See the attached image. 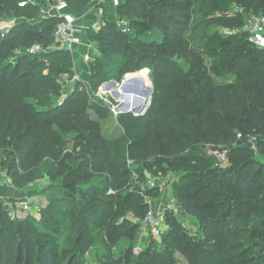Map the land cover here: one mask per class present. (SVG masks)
I'll return each mask as SVG.
<instances>
[{
    "label": "trees",
    "instance_id": "obj_1",
    "mask_svg": "<svg viewBox=\"0 0 264 264\" xmlns=\"http://www.w3.org/2000/svg\"><path fill=\"white\" fill-rule=\"evenodd\" d=\"M64 1L68 11L82 20L92 0ZM187 1L118 0L110 17L82 35L99 52L89 67L86 85L75 81L58 101L63 94L60 77L73 74L72 54L55 47L54 30L60 19L40 15V8L50 3L47 0H0V18H18L14 26L0 31V154L7 158L8 174L16 178L19 171L29 173L51 157L46 127L65 124L68 131L72 124L78 126L77 138L82 137L83 145L75 143L65 156L59 152L53 163L67 170L63 178L67 186H84L78 189L81 199L90 197L76 210L79 224L89 225L101 213L98 207L89 210L94 200H101L97 192L110 198L112 211L102 223L108 250L101 258L103 264H178L174 252L188 264H264V160L251 157L243 140L246 126L236 119L264 106V48H255L247 33L216 29L196 37L183 35L189 26ZM197 1L206 2L210 12H226L242 0ZM261 1L252 0V4ZM117 18L128 20L130 33L121 32ZM35 44L43 51L29 53L27 49ZM146 68L153 85L151 105L142 115L120 116L123 130L131 133L116 147L98 132L86 110L107 116L108 107L95 96L99 86ZM226 75L236 79L231 91L214 82ZM23 114L28 122L19 135L14 124ZM235 130L242 136L236 143L239 132ZM258 137L260 142L262 135ZM206 144L229 147V164L218 166L208 154L196 150ZM127 159L144 162L149 171L166 172L165 164L175 172L176 197L195 220L199 235L190 236L179 216L166 211L162 253L146 249L138 261L135 256L126 260L127 249H119L116 257L109 252L128 230L139 227L126 212L142 218L147 208L139 189L129 190L132 171ZM109 189L114 193H107ZM62 205H57V211ZM48 217L49 211L43 210L38 218L29 213L17 220L0 205V264H58L62 245L68 242L44 226L57 220ZM78 230L75 241L80 254H85V231L80 226ZM70 252L67 264L80 256Z\"/></svg>",
    "mask_w": 264,
    "mask_h": 264
},
{
    "label": "rangeland",
    "instance_id": "obj_2",
    "mask_svg": "<svg viewBox=\"0 0 264 264\" xmlns=\"http://www.w3.org/2000/svg\"><path fill=\"white\" fill-rule=\"evenodd\" d=\"M47 1L50 2L47 5L53 4L52 0ZM103 5H105L104 10ZM89 6L91 7V11L88 9L89 13L94 11V16H97V19L94 20L98 23L94 24L96 27V25L98 26L101 24L104 18L110 17L109 14H111L113 5L108 0H92ZM186 7V19L189 26L183 35L190 34L192 37H196L204 32H210L216 29L224 33L235 35L246 33L252 17L259 15L264 16V0L258 4H252V0H242L239 3H234L226 12H210L206 2L197 0H188ZM99 8H102V13H99ZM47 10V6L41 7L40 15L45 16V11ZM117 19V25L128 27V20L126 18H121L120 20L119 18ZM17 21V17L0 18V31L11 28L17 23ZM94 21L92 23H94ZM90 22L91 21H86L84 25H89ZM127 32L130 33V30L128 29ZM255 48H257V46H255ZM80 49L81 47L79 46L76 49L77 53L72 55V76L69 77L67 75H63L59 79L63 85V94L56 99L58 101L66 97V95L71 91L75 81L77 82L79 80L86 85L89 67L96 63V59L99 54L97 48L88 49L85 47L82 48V51H80ZM85 55L88 56V59H85ZM262 55L263 54L261 52L257 56ZM174 58L180 62L182 68H187L183 60L177 58V56H174ZM10 61H12V58ZM148 72L149 70L147 68L142 69L139 73H135L134 76H131L132 78L129 79V82L124 84L121 83V78L119 81L113 80L115 81V84L108 86L107 88L102 84L108 81L99 86L97 93L99 95L101 93L105 94L104 97H106L114 106V110L111 109V107L108 108L107 116L99 117L92 111L86 110V112L89 113L88 115L90 118L96 123L98 132L116 147H121L124 143V137L127 138V135H130L131 133H125L123 130L119 121L120 116L125 113H130L133 116L142 115L151 105L153 85ZM214 82L218 86H226L227 90L231 91L236 83V79L233 75H226L221 78H214ZM116 83H119V85H116ZM238 87L242 88L244 85L240 84ZM120 90H122L125 94L121 95ZM95 96L99 98L96 93ZM126 104L128 107H126ZM81 108L82 107L79 109ZM236 119H238V121L243 120L246 126V134L243 135V140L247 143L251 150V157L258 160H264V153L261 149V147L264 148V106L257 109L253 115H250L249 112H245L244 115ZM16 121L17 122L14 125H16L15 128L20 135V133L25 129V123L28 122L27 115H20ZM77 127L78 126L76 124H72L70 130L68 131L64 129L65 124H62L61 126L51 125L46 127L45 132L52 144L51 157L48 158V160L45 161L41 167L33 169L29 173H25L23 175L22 171H19L18 177L16 178H12L11 174H8L10 171L7 165V158L3 154H0V205H2L11 218L17 220L27 217L29 213L38 218L40 214L43 213V210L49 211V217L46 219H57L45 222L44 226L48 230L53 229L55 233L58 234L57 236L59 240L66 239L68 242V244L65 243L62 245V260L58 264H67L70 259V255H72L70 251L76 253V256L81 253L79 242L75 241V235L79 231V226L80 228L82 227L83 231H85V244H87V252L85 254H80L79 258L75 257L72 264H103L101 258L108 253V250L105 245V241L103 240L104 231L102 229V223L105 218L109 217L108 215L112 211L110 198L107 197L103 191L97 192L96 195L100 196L101 198L99 199L101 200H94L92 202V207L89 210L91 211L95 207H98L101 213L95 215L89 225H84V222L79 224V220H77L78 213L76 210H78V207H83L82 200L86 203L90 197L87 196L85 198L83 196L84 198L81 199L78 189L84 186L79 184L67 186V180L63 181V178L67 177V170H59V168L53 163L59 152L62 153V156H65L68 152H71L75 143L83 145L81 140L82 137L77 138L79 137L77 136L79 132H76ZM82 128L86 127L82 126L81 129ZM235 132H239V130H235ZM260 134L262 137L259 142L258 136ZM13 135L15 136V134ZM248 138H251L253 142L249 143ZM240 141L241 140L236 139L234 143ZM213 146L214 151L215 149H224L226 150V154L230 153V150H228L229 147L226 145L213 144ZM79 147L80 146H78V148ZM196 150L200 153H204L206 155L208 154L213 160V163L218 165V162L213 154L209 149L207 150L206 145L198 146ZM149 161H153V159L148 160V163ZM65 163L67 164V161ZM78 163L79 162H77V164ZM102 163H104L103 160ZM143 163L144 162L129 163L131 171H134L137 175L135 177H130L129 190L139 189V193L141 191L147 193L150 204L160 207L163 211L171 212L174 216L175 214L178 215V219L182 225L181 227L186 229L190 236L193 237L195 235H199L195 220L184 212L180 206V201L176 197L175 187L173 184L176 183L178 177L175 172H172L170 169H166L165 164H162V166L165 168L166 172L154 171V169L149 171L145 166H143ZM69 165L71 166V164ZM103 170L105 171L107 169ZM74 187L76 189H74ZM7 188L10 191L6 192ZM68 193L70 196H68ZM8 194L13 196L9 197ZM69 200L72 201V204ZM62 202H64L62 210L57 211V205ZM142 202H144V198ZM21 204H29L30 210L28 211L30 212L22 210L20 207ZM70 207L73 209V211H71L72 214L68 213ZM132 213L133 212L130 211L126 212L128 218L135 216ZM44 217L45 215H43L42 218ZM65 225L66 227H64ZM166 230L167 226L166 229L163 230V234L159 239L151 238L150 235L146 234L140 227H137L135 230H128L127 233L121 236L118 242L111 247L109 252L116 257L119 249H127L128 257L126 260H128L131 256H135L138 261H140L139 259H141L142 253L146 249H149L151 253H162V250H164L163 237L166 234ZM71 248L72 250H70ZM172 257L178 264H188L187 260L178 252H174ZM126 263L127 261L123 262V264Z\"/></svg>",
    "mask_w": 264,
    "mask_h": 264
},
{
    "label": "built area",
    "instance_id": "obj_3",
    "mask_svg": "<svg viewBox=\"0 0 264 264\" xmlns=\"http://www.w3.org/2000/svg\"><path fill=\"white\" fill-rule=\"evenodd\" d=\"M108 1L111 2L113 6H116L118 0H108ZM23 4L24 3H19L20 6H22ZM47 8L48 10L45 11L46 15L48 16L53 15L58 17V19H60L59 23L56 25L54 30L55 47L64 48L70 51L72 55L77 53L76 49L79 46L81 48L86 47L88 49H96L95 45L91 41L82 40L81 37H82V32L85 31V25L83 21H80L79 17L73 15L68 11L67 4L64 0H55L53 4L47 5ZM98 10L99 13L103 12L102 8H99ZM120 26H121L120 27L121 32L126 33L128 31L127 26H123V25ZM96 27L98 26L96 25ZM246 33L248 34V41L250 43H252L257 47L264 48V16L259 15L252 17L248 26V31ZM27 51L32 54H37L43 51V47L40 46L39 44H35L30 48H28ZM85 59H88L87 55H85ZM134 75L135 72L125 74L121 79L122 80L121 83L124 84L128 82L129 79L132 78L131 76ZM102 85L104 87L107 86L106 83ZM116 85H119V83H116ZM97 92L96 94L99 97L98 99L101 100L102 103H104L108 108L111 107V109L114 110L113 104L110 103L106 97H104L105 94L101 93L99 95ZM241 137L242 136L240 133L236 134L237 139H240ZM248 142L252 143L253 140L251 138H248ZM206 147L207 150L209 149L210 152L215 157L216 161L218 162V166L223 167L228 164L226 150L215 149L214 151L213 144H206ZM129 163H133V161L127 159V164L129 165ZM131 175H132L131 177L137 176L134 171H132ZM108 193H114V191L112 189H109ZM140 193L144 198V203L147 207L145 215L142 218L131 216L129 217V219L130 221H133V223L139 225V227L142 228L146 234L150 235L151 238L159 239L163 234V230L166 229V223H165L166 211H163L160 207H156L150 204V200L148 199L149 196L147 193L142 191ZM20 207L22 208V210L30 212L28 211L30 210L29 204H21Z\"/></svg>",
    "mask_w": 264,
    "mask_h": 264
},
{
    "label": "crops",
    "instance_id": "obj_4",
    "mask_svg": "<svg viewBox=\"0 0 264 264\" xmlns=\"http://www.w3.org/2000/svg\"><path fill=\"white\" fill-rule=\"evenodd\" d=\"M90 8H91V7L88 8L89 11H91ZM89 11H88V10L86 11V13H85V15H84V17H83V19H82L84 23H85L86 21H88V22L91 21L89 25H86V26H85V30H86V29H89V28H92V29L95 30V29H97V28L99 27V25H98V27H94V26H93L95 23H97V22L94 21L95 19H97V16H96V15L94 16V14H95L94 11H92V13H91V12L89 13ZM87 15H88V16H87ZM92 19H93V20H92ZM82 20L80 19V21H82ZM93 21H94V23H92ZM97 24H98V23H97ZM84 33H85V31L82 32V35H83ZM82 37H83V36H82ZM82 40H83V41H86V40H84V38H82ZM81 51H82V48H81ZM121 95H122V94H121ZM7 191H10V190L7 188L6 192H7ZM8 196H9V197H12L13 195H11V194L9 195V194H8Z\"/></svg>",
    "mask_w": 264,
    "mask_h": 264
},
{
    "label": "water",
    "instance_id": "obj_5",
    "mask_svg": "<svg viewBox=\"0 0 264 264\" xmlns=\"http://www.w3.org/2000/svg\"><path fill=\"white\" fill-rule=\"evenodd\" d=\"M135 73H139V71H137V72H135ZM129 82V81H128ZM107 83V86L106 87H108V86H112V85H114L115 84V81H113V80H110V81H108V82H106ZM127 83V82H126ZM124 89H125V86H124ZM126 107H128V105L126 104Z\"/></svg>",
    "mask_w": 264,
    "mask_h": 264
},
{
    "label": "bare ground",
    "instance_id": "obj_6",
    "mask_svg": "<svg viewBox=\"0 0 264 264\" xmlns=\"http://www.w3.org/2000/svg\"><path fill=\"white\" fill-rule=\"evenodd\" d=\"M122 87V86H121ZM130 88V87H129ZM121 94H125L122 90H120Z\"/></svg>",
    "mask_w": 264,
    "mask_h": 264
}]
</instances>
